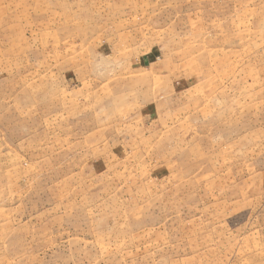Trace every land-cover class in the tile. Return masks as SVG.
<instances>
[{"label":"rangeland","instance_id":"374dc122","mask_svg":"<svg viewBox=\"0 0 264 264\" xmlns=\"http://www.w3.org/2000/svg\"><path fill=\"white\" fill-rule=\"evenodd\" d=\"M0 264H264V0H0Z\"/></svg>","mask_w":264,"mask_h":264},{"label":"clouds","instance_id":"9594fccd","mask_svg":"<svg viewBox=\"0 0 264 264\" xmlns=\"http://www.w3.org/2000/svg\"><path fill=\"white\" fill-rule=\"evenodd\" d=\"M122 67H123V63L119 59H113L109 56H103L98 53H96V58L92 64L93 71L99 76H103L106 74L111 75L114 71ZM64 91H70V90L66 88ZM215 103L219 106L222 104V101L216 99ZM98 115L105 116L106 119H111V117L107 115L104 109H101ZM141 121H143V118H141Z\"/></svg>","mask_w":264,"mask_h":264}]
</instances>
